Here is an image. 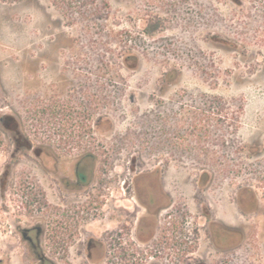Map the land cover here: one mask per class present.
Returning <instances> with one entry per match:
<instances>
[{
	"label": "rangeland",
	"instance_id": "1",
	"mask_svg": "<svg viewBox=\"0 0 264 264\" xmlns=\"http://www.w3.org/2000/svg\"><path fill=\"white\" fill-rule=\"evenodd\" d=\"M63 1L66 15L62 2L0 0V264H27L1 210L19 204L20 174L39 171L33 154H15L17 126L67 158L92 152L99 174L117 178L120 220L135 206L131 178L173 154L163 133L175 128L181 163L164 161L180 166L185 189L204 171L213 188H249L264 209V0H198L196 12L179 0L177 14V0H161L151 33L146 0ZM208 102L204 115L219 120L197 126L198 142L194 106ZM192 233L182 225L179 238Z\"/></svg>",
	"mask_w": 264,
	"mask_h": 264
},
{
	"label": "flooded vegetation",
	"instance_id": "2",
	"mask_svg": "<svg viewBox=\"0 0 264 264\" xmlns=\"http://www.w3.org/2000/svg\"><path fill=\"white\" fill-rule=\"evenodd\" d=\"M49 1L58 9L59 2L69 7L63 0ZM160 1L146 0L147 33L164 22L155 3ZM177 1L175 14L181 4ZM197 1L191 0L194 12ZM16 129L22 138L14 141L15 154H33L39 171L20 174L19 188L12 192L19 204H6L1 211L9 228L4 236L20 245L27 264H264V209L259 198L245 187L213 188L211 173L204 171L186 180L194 186L185 189L176 171L180 166L164 161L181 163L180 129L163 133V149L173 154L131 178L135 206L121 220L117 178L108 182L99 174L92 152L83 150L70 159L46 143L33 144L21 126ZM45 149L50 152L46 163L39 154ZM182 225L192 227L188 242L179 238ZM4 259L6 263L8 256Z\"/></svg>",
	"mask_w": 264,
	"mask_h": 264
},
{
	"label": "trees",
	"instance_id": "3",
	"mask_svg": "<svg viewBox=\"0 0 264 264\" xmlns=\"http://www.w3.org/2000/svg\"><path fill=\"white\" fill-rule=\"evenodd\" d=\"M194 108L196 110L193 111V113H194V121H195L193 123V126H194L193 130H195V136L197 137V140L199 142L200 141V137H202V135H204L202 132L199 133V131L202 128L204 129V126H209L211 122H214V121L216 122L219 119H218L217 116H215L216 118H213V117H207V116L204 115L205 112L213 113L212 111H214V107L209 102H208L207 108H205V107L203 108V107L198 106V105L194 106ZM210 108H212V111H210ZM30 112H31V114L36 115V113H39V110H38L37 106H34V108ZM216 114H218V112H216ZM197 126H199L200 130H198ZM79 132H80L79 135H81L82 132L81 131H79ZM158 144H159V142H158Z\"/></svg>",
	"mask_w": 264,
	"mask_h": 264
},
{
	"label": "crops",
	"instance_id": "4",
	"mask_svg": "<svg viewBox=\"0 0 264 264\" xmlns=\"http://www.w3.org/2000/svg\"><path fill=\"white\" fill-rule=\"evenodd\" d=\"M228 210H232V207H230V209H228Z\"/></svg>",
	"mask_w": 264,
	"mask_h": 264
}]
</instances>
